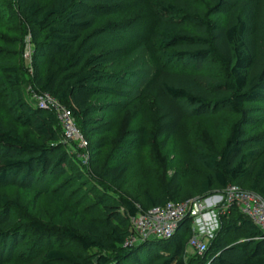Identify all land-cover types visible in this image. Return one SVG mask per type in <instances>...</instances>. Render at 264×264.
<instances>
[{
  "label": "trees",
  "instance_id": "obj_1",
  "mask_svg": "<svg viewBox=\"0 0 264 264\" xmlns=\"http://www.w3.org/2000/svg\"><path fill=\"white\" fill-rule=\"evenodd\" d=\"M42 1L17 0L20 21L27 27L34 45L33 64L38 70L34 76L35 89L53 95L70 108L76 125L92 146L88 148L87 164L80 163L60 143L62 129L55 114L21 99L19 66L0 62V72L13 94L8 100L9 119L5 122L0 119V186L15 187V200L22 191L31 194L33 201L42 198L57 201L73 217L62 231L72 246L47 248L39 264H186V235L193 234L189 216L183 218L169 239L125 244L132 233L131 217L168 202L184 201H180L182 191L176 173L157 194L143 192L141 206L119 195L99 196L100 207L95 217L66 203V187L61 188V195L51 188L60 180L69 183L73 175L79 174V179L86 177L99 185L108 183L110 192H116L125 182L133 149L163 147L184 118L207 117L224 106L241 120L232 125L220 150L190 146L186 154L204 172L199 181L201 197L247 176L255 151L248 147L243 108L245 103L264 99V61L260 71L252 75L254 59L247 43L249 26L246 17L237 11L244 0H208L205 9V0H153L161 6V20L169 18L176 25L159 28L157 40L166 57L190 62V71L156 69L143 90L154 100L156 131L142 126L127 131L124 141L115 142L116 153L105 164L97 156L108 141L89 140L100 134V127L90 129L89 117L94 111L91 100L101 93L113 92L118 81L106 72L110 61L101 51L105 42L96 31H87L92 24L89 12L98 8L117 13L126 0H57V6L49 8L41 5ZM208 59L225 68V80L200 72ZM20 128L27 132L22 135ZM263 171L264 164L251 187L245 190L264 200V187L257 186ZM71 186L69 183L68 187ZM13 209V203L0 195V264L25 239ZM223 213L214 238L199 255L197 264H264V239L259 238L258 228L236 206ZM233 215L236 217L231 221ZM32 228L44 232L36 222ZM145 252L149 253L144 255Z\"/></svg>",
  "mask_w": 264,
  "mask_h": 264
},
{
  "label": "rangeland",
  "instance_id": "obj_2",
  "mask_svg": "<svg viewBox=\"0 0 264 264\" xmlns=\"http://www.w3.org/2000/svg\"><path fill=\"white\" fill-rule=\"evenodd\" d=\"M56 3L57 0H44L41 5L49 8L55 7ZM207 3L208 0L203 2L204 9L207 8ZM241 5L237 11L248 22L247 43L254 59L251 69L253 75L260 71L264 61V0H244ZM160 11L161 6L153 0H126L117 13L98 8L89 12L92 24L91 30L87 31H96L101 37L100 40L105 42L101 51L106 53L110 61L106 72L114 75L115 82L118 81L113 92L101 93L91 100L94 111L89 117L90 129L98 130L100 127V134L89 137V140L92 143L102 139L108 141L106 146L99 149L97 159L101 164L111 161L117 150L115 142L121 139L124 141L127 131L139 126L146 127L153 133L156 131L158 117L154 100L143 91L156 69L162 67L190 71V62L184 58L166 57L164 48L157 40L155 34L159 28L176 27L169 18L162 21ZM177 29L188 32L184 27ZM33 55L34 45L27 27L20 21L17 0H0V62L8 61L19 66L21 99L37 105L35 96L38 91L34 86V76L38 70L33 64ZM200 72L221 80L226 79L225 68L214 59H208ZM10 97L13 94L0 72V119L4 122L9 119ZM243 109L245 116L242 120L248 132V147L254 149L255 155L248 165L249 174L230 184L245 190L251 187L257 171L264 164V99L245 103ZM240 118L228 106L207 117L184 118L163 147H138L132 150L128 158L130 166L125 182L116 192H110L112 188L108 183L99 185L86 177L79 179V174L73 175L69 180L71 187H68L66 180H60L51 190L56 189L55 193L61 195V188L66 187V203L92 217L96 216L95 213L100 207L99 196L119 195L141 206L143 192L157 194L173 173L178 175L181 186L180 201L201 198L199 181L204 172L187 157L186 149L195 146L218 152L229 136L232 125L240 121ZM25 132L27 131L24 128H20L22 135ZM83 137L87 141L86 136ZM60 143L73 154L74 147L64 143L62 138ZM91 146L90 144L89 149ZM89 156L90 152L85 161L80 160V163L87 164ZM257 181L258 187H264V171ZM221 190L212 194H219ZM15 192V187L0 186V195H5L14 205L12 213L18 227L24 231L25 239L14 248L11 257L4 264H39L47 248L71 245L63 237L62 231L70 225L73 217L64 211L61 204L57 201L48 202L44 198L33 201L31 194L22 191L18 192L15 200ZM215 212L217 221L225 214L218 209ZM235 217L233 215L230 220L233 221ZM228 219L226 215L225 220ZM211 221L212 216L209 214L205 225L208 226ZM33 222L40 224L44 232L33 229ZM191 224L193 234L186 235L184 259L186 264H197L199 255L188 245L195 234L193 219ZM148 253L145 252L144 255Z\"/></svg>",
  "mask_w": 264,
  "mask_h": 264
},
{
  "label": "built area",
  "instance_id": "obj_3",
  "mask_svg": "<svg viewBox=\"0 0 264 264\" xmlns=\"http://www.w3.org/2000/svg\"><path fill=\"white\" fill-rule=\"evenodd\" d=\"M35 99L38 108L55 114L62 129L64 143L74 147L75 158L85 161L89 145L76 125L70 108L47 92L38 93ZM231 206H236L241 214L251 220L260 232L259 238L264 239V200L251 191L228 184L219 194H209L181 203L168 202L164 206L152 207L137 213L130 218L132 233L125 244L137 245L151 239H169L177 231L183 218L189 216L193 219L195 234L190 238L188 245L198 255H202L218 227L214 210L224 212ZM209 214L212 221L206 226Z\"/></svg>",
  "mask_w": 264,
  "mask_h": 264
},
{
  "label": "crops",
  "instance_id": "obj_4",
  "mask_svg": "<svg viewBox=\"0 0 264 264\" xmlns=\"http://www.w3.org/2000/svg\"><path fill=\"white\" fill-rule=\"evenodd\" d=\"M194 228V227H193ZM195 229V228H194Z\"/></svg>",
  "mask_w": 264,
  "mask_h": 264
}]
</instances>
